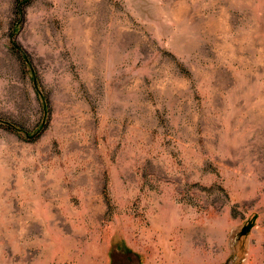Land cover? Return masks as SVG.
Segmentation results:
<instances>
[{"label":"rangeland","instance_id":"rangeland-1","mask_svg":"<svg viewBox=\"0 0 264 264\" xmlns=\"http://www.w3.org/2000/svg\"><path fill=\"white\" fill-rule=\"evenodd\" d=\"M0 264H264V0H0Z\"/></svg>","mask_w":264,"mask_h":264},{"label":"trees","instance_id":"trees-1","mask_svg":"<svg viewBox=\"0 0 264 264\" xmlns=\"http://www.w3.org/2000/svg\"><path fill=\"white\" fill-rule=\"evenodd\" d=\"M14 49H15V52L18 54V56H20L21 60L24 61V56H23L22 52L17 47H14ZM46 104H47V102H46Z\"/></svg>","mask_w":264,"mask_h":264}]
</instances>
